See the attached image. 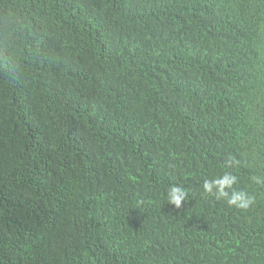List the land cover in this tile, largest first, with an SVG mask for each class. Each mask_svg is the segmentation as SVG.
I'll use <instances>...</instances> for the list:
<instances>
[{"label":"trees","instance_id":"obj_1","mask_svg":"<svg viewBox=\"0 0 264 264\" xmlns=\"http://www.w3.org/2000/svg\"><path fill=\"white\" fill-rule=\"evenodd\" d=\"M252 175L264 0H0V264H264Z\"/></svg>","mask_w":264,"mask_h":264},{"label":"clouds","instance_id":"obj_2","mask_svg":"<svg viewBox=\"0 0 264 264\" xmlns=\"http://www.w3.org/2000/svg\"><path fill=\"white\" fill-rule=\"evenodd\" d=\"M228 165L222 167H238L242 161L235 157H229ZM252 183L256 185H264V176L252 175L250 177ZM238 183V176L224 171L222 175H217L211 179H204L202 188L205 193L211 194L217 200H225L229 206H235L239 209H248L255 201V197L244 190H238L234 186ZM188 193L186 189L178 185H170L167 188L166 201L176 208H180L182 202H186Z\"/></svg>","mask_w":264,"mask_h":264}]
</instances>
